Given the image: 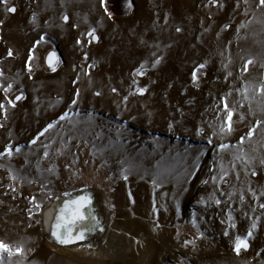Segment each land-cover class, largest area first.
Wrapping results in <instances>:
<instances>
[{
    "label": "rangeland",
    "instance_id": "obj_1",
    "mask_svg": "<svg viewBox=\"0 0 264 264\" xmlns=\"http://www.w3.org/2000/svg\"><path fill=\"white\" fill-rule=\"evenodd\" d=\"M263 11L0 0V264H264ZM83 190L115 223L102 251L45 232Z\"/></svg>",
    "mask_w": 264,
    "mask_h": 264
},
{
    "label": "bare ground",
    "instance_id": "obj_2",
    "mask_svg": "<svg viewBox=\"0 0 264 264\" xmlns=\"http://www.w3.org/2000/svg\"><path fill=\"white\" fill-rule=\"evenodd\" d=\"M88 2H90V1H88ZM263 14H264V11H263ZM261 16L262 15L255 14V17L259 18V20H261L260 19V18H262ZM256 20H254V23H256ZM119 27H120L119 29L121 30L124 27V25L120 24ZM253 28H255V27H253ZM50 57H51V63L49 64V66H52V67L54 66L55 67L56 64H57V61L56 60L58 59V57L56 56L55 53H53V55H50ZM80 196L89 197L90 200H91L90 205L87 206V207H85L82 210L84 212L85 216L88 217V219H86L83 223L89 225L90 227L93 224H95L96 226L93 227V228H91L90 231H85L84 239L77 240L74 243H70V244H61L52 235V232L54 230V227L53 226H54V223H55V217L58 214V211L57 210L59 209V207L62 206V204L64 202H68V201L77 199ZM99 203H100L99 199L95 197V195L93 194V191H91V190H83L81 192L71 193V194H66V195L60 196L57 200H55L50 205V207H48L46 209V211L44 213L43 222H44V227H45L46 234L49 236L50 239L53 240V242L57 246L69 247L70 249H72V248L78 249V248L84 247L85 244H88V245H93V247H95L97 250H100V251L104 250L106 248V246L109 244L108 243L109 239L113 236L112 235V233H113L112 230L115 229V223L113 221H111L110 226H109L110 227V231H108L107 234L104 235V234L101 233V231H100L101 230V225H104L105 220H106V215H105V213H104L103 210H102L103 212L101 211V208L99 206ZM78 230L79 229H74L73 230V235L77 234ZM111 240H113V239L111 238Z\"/></svg>",
    "mask_w": 264,
    "mask_h": 264
},
{
    "label": "snow or ice",
    "instance_id": "obj_3",
    "mask_svg": "<svg viewBox=\"0 0 264 264\" xmlns=\"http://www.w3.org/2000/svg\"><path fill=\"white\" fill-rule=\"evenodd\" d=\"M4 2L6 3V0H4ZM260 2L261 4H264V0H260ZM7 10L11 12H15V8H9ZM89 35H91V33ZM9 55H11V52H9ZM49 63H51V57H49ZM249 63H251V61H249ZM193 79H195V75L193 76ZM261 92H264V87L261 88ZM231 119H232V113L229 112L228 120L231 121ZM49 127H51V125ZM229 130H231L230 125H229ZM45 131H47V129ZM42 134L43 133H41V135ZM16 151H19V149H16ZM90 203L91 200L89 197L80 196L77 199L64 202L62 206L59 207V209L57 210L58 214L55 217V223L53 226L54 230L52 232V235L57 239L59 243L70 244V243H74L77 240H82L84 239L85 231H90L91 228L96 226L95 224H93L90 227L89 225L83 223L86 219H88V217L85 216L82 210L85 207L89 206ZM37 207L40 206L37 205ZM74 229H79L77 234L75 235H73ZM249 235H251V233H249ZM247 247H248V243L246 239H242L240 237L236 238L235 250L237 251L238 254L241 248L247 249ZM0 251L10 252V249L3 242H0Z\"/></svg>",
    "mask_w": 264,
    "mask_h": 264
},
{
    "label": "water",
    "instance_id": "obj_4",
    "mask_svg": "<svg viewBox=\"0 0 264 264\" xmlns=\"http://www.w3.org/2000/svg\"><path fill=\"white\" fill-rule=\"evenodd\" d=\"M51 241L53 242V240L51 239Z\"/></svg>",
    "mask_w": 264,
    "mask_h": 264
}]
</instances>
